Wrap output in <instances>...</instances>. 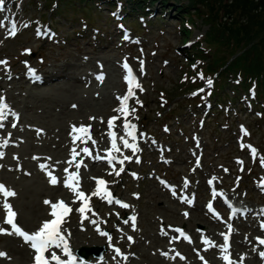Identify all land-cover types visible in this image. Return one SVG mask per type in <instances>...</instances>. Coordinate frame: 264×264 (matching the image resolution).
Wrapping results in <instances>:
<instances>
[{"label": "rangeland", "instance_id": "1", "mask_svg": "<svg viewBox=\"0 0 264 264\" xmlns=\"http://www.w3.org/2000/svg\"><path fill=\"white\" fill-rule=\"evenodd\" d=\"M10 1L13 5L6 6L2 21L8 18L18 24V33L12 36L7 29L0 39V61L8 62L7 71L3 65L0 69L14 76L0 80V96L10 105L13 117L0 135V141L7 140V145L10 144L9 156L1 161L3 166L0 165V170L8 166V171L0 175V182L16 195L0 194V198L3 197L2 206L5 200L12 206L18 226L36 231L43 223L33 222L31 218L17 220V215L20 218L19 215L31 211L22 206L21 195H25L28 186L35 188L26 179H31L30 168L34 163L35 172L40 169L41 177H49L51 173L60 180V185L65 186L66 177L78 174L70 181L75 186V197L79 191L85 193V198L90 197L83 186L90 179L96 183L103 179L114 192L112 203L96 197L88 200L91 210L85 209L87 219L77 211L84 202L66 216L67 224L73 223L76 228L71 233L63 226L75 251L82 247H105L99 261L110 264H195L197 258L210 261L205 252H214L205 248V238L207 227L213 229L216 224L208 205L213 197L210 186L217 184L230 200L249 204L248 208L253 210L247 218L237 215L239 218L233 223L229 222L230 218H226L228 224L225 219L220 220L225 228H216L217 233L222 239L232 231V244L241 247L239 254L233 257L235 264H260L255 256L260 257L261 253L257 237L264 236L259 229V222L264 224V204L259 205L264 202V187L260 185V179H264L261 163L264 159V91H260V82L256 84L258 79L249 83L239 75L228 78L226 72H222L226 71L225 65L218 68L219 73L222 72L218 78L215 72L207 71L214 59H220V65L222 57L230 56L227 45L216 50L206 41L212 25L205 17L215 13L214 1L172 0L166 13L159 9L161 1H153L149 16L146 13L138 16L139 10L125 14L129 9L126 0L123 2L128 8L119 7L115 11L106 6V1L8 0V3ZM223 1L222 13L229 10L227 5L232 0ZM178 7H182L181 11ZM197 45L208 56L212 55L211 62L201 56L194 59L202 53L194 47ZM126 62L135 66L139 85L136 97L127 105V117L114 111L120 107L117 97L126 94L123 67ZM29 64L45 68L63 66L69 75L59 82L54 79L34 83L27 80L22 69ZM100 73H103V82L96 79ZM74 77L86 81L75 90H57L74 82ZM208 80L212 81L211 85ZM51 84L56 88L49 89ZM192 87L194 89L190 90ZM13 96L18 100L17 106ZM114 116L117 119L110 129L107 122ZM125 119L140 129L138 149L125 147L124 138L121 144L116 143V148L124 159H131H125L123 165L101 162L99 157L104 153L98 149H108L111 132L122 127ZM73 125L92 129L91 144L81 140L85 142L83 149L87 148L89 153L92 147L96 152L90 154L88 160L81 156V142L67 145L65 150L70 153L62 157L64 150L60 149L58 140L64 141L65 136L76 137ZM11 131L15 137L9 135ZM104 138L108 143L99 146L105 143H102ZM252 148L256 150L255 155ZM44 155L57 162H72L76 168L62 166L64 173L60 178L54 175L57 165L47 167L48 160L41 159ZM41 165L46 167L42 170ZM121 167L124 170L117 175ZM38 192L32 195V205L40 201ZM115 199L129 207H122ZM45 200L65 202L62 197L43 196L42 201ZM216 205L222 209L221 201ZM45 206L51 211L50 205ZM0 217L5 223L6 213L2 208ZM5 225L1 226L0 219V228L13 232L10 225ZM97 228L110 237L112 229L114 238L109 240L106 236L105 241L98 238L102 235ZM177 229L191 235V242L183 241L192 248L188 254L182 248L183 242L177 241ZM164 233L169 236L167 240L161 237ZM11 235L14 233L0 234V252L7 253V257H0V264H22L9 255L5 246ZM214 243L219 245L217 239ZM220 245L223 246V239ZM115 249L120 250L122 258ZM250 250L253 256L249 259ZM222 256L224 254H221L220 264H223ZM32 258L34 260V252L29 264H33Z\"/></svg>", "mask_w": 264, "mask_h": 264}, {"label": "snow or ice", "instance_id": "2", "mask_svg": "<svg viewBox=\"0 0 264 264\" xmlns=\"http://www.w3.org/2000/svg\"><path fill=\"white\" fill-rule=\"evenodd\" d=\"M5 8V0H0V12L4 11ZM4 22L0 21V27H4ZM25 27H27V25H25ZM8 32L10 35L15 36L16 32H17V25L15 23H12L10 28L8 29ZM38 35L40 34L39 31L37 33ZM125 39H128L127 36H125ZM26 51H30V50H26ZM7 61L3 60L0 61V65L5 66V69L7 71ZM124 69L126 70V75L124 77L125 81L128 84V92L127 94H125L123 97H117V99L120 101V107L117 109H114V111L117 112H122L125 117H127L128 115V108H127V101L134 95L133 92V84L136 83L135 81V77L132 75L131 69L129 68V65L127 63H125L123 65ZM30 71L33 72V75H35V71L31 70ZM9 78H10V72H8ZM201 78H203L201 76ZM97 80H99L100 82H103L104 76L103 73H100L99 75H97L96 77ZM207 83L209 85H211L212 81L208 80ZM136 86L138 87V83H136ZM142 90V89H141ZM9 106L7 105V103L5 102V98L0 96V121H2L4 119V113H5V109H7ZM73 107H76V105H73ZM132 111H135V109H132ZM117 117H112L108 120V126L111 129L113 127V121L116 120ZM4 125L3 123H0V128H2ZM13 127H15L16 125L13 124ZM90 127V126H89ZM124 128L127 131V134L129 136H132L133 139H135V135H134V125H131L129 122H127V120H125V124H124ZM131 129V130H130ZM72 131L73 132H87L88 128H85L84 126H81L80 128H77L75 125H73L72 127ZM8 143L7 140H4L2 143H0V146H6ZM124 146L125 147H129L132 148L133 151L136 150V145L134 144H129V142L127 140H124ZM112 147L115 149L116 145H115V139L113 138V144ZM250 147V146H249ZM118 151V149H116ZM84 151L87 153L89 150L86 148L84 149ZM253 155H255L256 150L254 148L251 149ZM3 157V153H0V158ZM125 159H131L130 157H125ZM111 163V160L109 161ZM139 162V161H137ZM123 163V161H121V164ZM262 166H264V159H262L261 161ZM46 166L45 165H41V169L43 170ZM80 165L77 164V168H79ZM124 169L121 167L120 170L116 173L117 175L120 174V172H122ZM67 171V170H65ZM50 179L49 182L53 185H55L56 183H58L57 179L51 175V173H48ZM78 176V174L74 173L72 174V176L66 177L65 179V187H69L72 188L73 191H75V187L72 183H70V181L76 179ZM106 182L103 179H99L97 180V188L96 190L93 192L92 195H97L100 196L102 195V198H106L108 199L109 203L113 202V197L111 192L107 191L105 188ZM0 194H3L5 197H12L15 196L16 193L11 190V189H7L5 185L0 184ZM77 197L79 199L84 200V203L82 204V206L80 208L77 209L78 212L81 213L82 217L84 219H87V216H84L85 213V209L88 208L90 209V206L88 204V200H90V197L85 198V193L82 191H79L76 193ZM117 204H120L122 207L127 208L129 207V205L122 203L119 200L115 201ZM44 203L46 205H50L51 206V212H50V216L52 217V219H48L43 221L42 226L39 227L38 231H35L31 234H29L28 232L22 230L18 224L15 222V217H16V213L14 211H12V206L7 202V200H5V203L3 205L5 211H6V219H5V223L10 225L13 232H7L5 229L0 228V234H16L20 237H22L24 239V241L26 243L30 242V246L31 248L34 250V264H52V262H54V264H86V261L83 260H79L73 256L72 252L69 249V245L67 243V240L65 238V235L61 232V225L63 222H65V217L67 215H69L72 212V209L69 205H67L63 200L57 202V203H53L49 200H45ZM209 209H211V205L208 206ZM131 220L134 222L135 221V216L131 217ZM127 222V221H125ZM92 223H96L95 220L92 221ZM134 226V225H133ZM262 228H264V224L261 225ZM97 231L100 232V235L102 236H107L109 240H111V237L105 233L99 230V228H97ZM177 231L182 232V230L177 229ZM186 239H189V242H191L190 238L185 237ZM129 240H131L132 238L129 237ZM205 243H207V241H205ZM261 244H264V240H260ZM52 248H56V249H61L63 250V253L65 256L68 257L67 260H61L60 256L57 255V253L55 251H50V249ZM224 251H227V237H225V245L223 247ZM116 253L119 255L120 254V250L119 249H115ZM48 252L49 256H46L45 253ZM165 255H167L165 253ZM177 255H179V253H177ZM261 258L264 259V252L260 253ZM0 257H7V253L5 252H0ZM225 260H228L229 258L227 256L224 257Z\"/></svg>", "mask_w": 264, "mask_h": 264}, {"label": "bare ground", "instance_id": "3", "mask_svg": "<svg viewBox=\"0 0 264 264\" xmlns=\"http://www.w3.org/2000/svg\"><path fill=\"white\" fill-rule=\"evenodd\" d=\"M6 2H7V6L8 7L13 5L12 1H10L8 3V0H7ZM0 16H3V15L0 14ZM7 25H9V23H7ZM6 29H7V27H0V39L3 37ZM70 68H74V67L70 66ZM22 69H23V72H25L24 74H25L27 80H30L29 76L26 74L27 71L29 70V66H25ZM37 69L43 72L42 73L43 76L41 77V79H42L41 81L42 82H47L48 80L51 81V80H54V79H55L54 81L59 82L60 80H64L67 77V75H69L66 72V70L64 69L63 66L54 65L51 68H45L44 66L41 65V66H37ZM10 76L12 78H14V76L11 75V73H10ZM8 77H9L8 72H6L5 69H0V80H3V79L8 78ZM85 81H86L85 79H80V77H77V78L74 79V82H72V83L71 82L68 83V81H66V83H68V85L65 86V87H59L57 90H60V91H62V90H66V91L75 90L77 86L81 85L80 83H83ZM55 88L56 87L54 85H52V84L49 85V89H55ZM135 88H136V85H135ZM13 97H14V99H13ZM13 97H12V99H13L14 105L17 106L18 100H16V96H13ZM10 123H12V120L10 121ZM119 129L123 130L122 127H120ZM10 134H11L12 137H15V135L13 134V131H11L9 133V135ZM58 142H59L60 149L64 150L63 154H62V157H63L64 155H68L70 153V152L65 150L66 146L69 145L70 143L78 145V143H80V139H76V138L74 139V138H71L69 136H65V140L64 141L58 140ZM60 142H63V143L60 144ZM102 143H104V144H101L99 146L106 145L108 143L107 139L104 138ZM9 145L3 146V150H4L5 153H4L3 157L0 158V165L1 166H3L2 164L4 163L3 162L1 164V161H3V159L5 157L9 156V154L7 153V151H9V149H10ZM108 146H109V143H108ZM98 151L99 152H103L104 151L103 147H100L98 149ZM91 154L92 155L96 154V152L93 150V148L91 149ZM70 156H71V154H70ZM81 156L85 160L90 159V157H89L90 154H87L83 150H82ZM41 159L48 160L47 162L49 164H48L47 167H50L53 164H56L57 168L55 169L54 175L59 176L60 178H61V174L64 173V170H62V166L66 165L67 167H69L72 170L76 168V166L72 162H66L65 160H62V161L59 160V162H57L55 160V158H53V157H51L49 155H44ZM94 162H96V160H94ZM30 169H31V179H29V178H26V179L31 181L32 184L35 186V188L34 189H30V186L27 187L25 195H21V203H22V206L25 209L28 210L29 208H31L30 209L31 211L27 215H25V214L23 216L19 215L20 218H18V215H17V220L24 221L27 218H31L33 222L37 221V223H40L42 221H45V220H48V219H52V217L50 216V212L51 211H47V207L45 206L44 201H42V197L43 196H47L48 198L51 197V199H54L56 197L57 198L58 197H62L65 200V202L68 205H70L71 208H73V209H75L76 206L82 202L81 199H76L77 196L75 197V191H73L72 188L65 187L63 184L60 185V180L58 181V183L53 185V184H50L47 181V179L49 177H47V176L41 177L40 175L42 174V171L39 169L38 172H35L37 170V167H36V165L34 163L31 164V168ZM7 171H8V166L6 168L3 167L2 168V172L3 173L1 172L2 173L1 176L4 175V172H7ZM80 171L83 174V168ZM83 186L88 191V195L90 196V199L92 201H93L94 197H99L97 195H92L93 192L97 188V183L96 182H94L93 180L90 179V180H87V182L84 183ZM43 188H45V190H43ZM36 191L37 192L41 191V192H38V194L40 195V201H39L38 204H33L32 205L31 198H32V195L34 193H37ZM100 197H102V195H100ZM2 199H3V197L0 198V208H2L3 212L6 213V211L3 209V206H2V202H1ZM14 208H16L15 205H14ZM248 214L251 216L253 214V211L248 212ZM24 216H26V217H24ZM0 219H1V226L2 227L6 226L5 223H2V218L1 217H0ZM64 219H65V222H63L64 226H67V228L69 229V231L71 233L73 232V230L76 231V228H75L74 224L72 223V224L69 225V224H67L68 220L66 218H64ZM214 223H216V222H214ZM223 227L225 228L224 225H221L219 223H216L214 225L213 229H210V227H207L208 236L212 235L213 238L219 239L220 236H219V233H217L216 228L220 229V228H223ZM111 234H112L111 239H113L114 238V231L112 229H111ZM97 237L102 239V240H104V241L107 239L106 236H97ZM161 237H162L163 240H167L169 238V236L167 234H165V233ZM69 242H70V239H69ZM83 242H87V241L84 240ZM183 244L185 246H182V248L184 250H186V252L188 254L192 250V248L190 246L186 245L185 243H183ZM5 246L7 247V251L9 252V255H11L12 258H15L16 260H18L22 264H29L28 261L29 260L31 261L32 248H31V246L28 243H26L24 241V239H22V237H20V236H18L16 234L11 235L10 242H8ZM258 247H261V246L258 245ZM212 249H213L214 254H209L208 252H206L207 257L215 260L216 263H220V255H219L220 249H218L217 247L212 248ZM230 249H231V252L233 253V255L237 256L239 254V252H240L241 247H239V245H234L233 244ZM167 250H168V248H167ZM252 253H253V251L250 250L249 254H247L249 259L253 256ZM226 256H228V255H226ZM255 257H256V260H258V262L263 263V259L261 257H258V256H255ZM32 260H33V258H32ZM33 262H34V260H33ZM195 264H202V261L197 258L195 260Z\"/></svg>", "mask_w": 264, "mask_h": 264}, {"label": "trees", "instance_id": "4", "mask_svg": "<svg viewBox=\"0 0 264 264\" xmlns=\"http://www.w3.org/2000/svg\"><path fill=\"white\" fill-rule=\"evenodd\" d=\"M77 1L83 2L84 0ZM128 1L133 2L136 7L141 9L142 4L144 5L147 0ZM162 1L170 2L171 0ZM213 1L215 4V13L205 17V20L212 25V32L206 38L210 45L216 47V50L222 45H227L228 55L230 56L222 57L220 65L218 63L220 59H214L211 65L207 67V70L215 72L235 56L226 66L227 70H224L223 73H239L249 83L252 79L256 78L261 83L262 87L260 91L263 93L264 0H232L227 5L229 6V10L223 13L224 1ZM178 9L181 11L182 7ZM240 51H242L241 54L236 55Z\"/></svg>", "mask_w": 264, "mask_h": 264}, {"label": "water", "instance_id": "5", "mask_svg": "<svg viewBox=\"0 0 264 264\" xmlns=\"http://www.w3.org/2000/svg\"><path fill=\"white\" fill-rule=\"evenodd\" d=\"M99 248L98 247H93V248H84V249H81L80 250V253L83 255V256H88V254L90 252H95L97 253L96 251L98 250ZM100 255L102 256V253H100Z\"/></svg>", "mask_w": 264, "mask_h": 264}]
</instances>
